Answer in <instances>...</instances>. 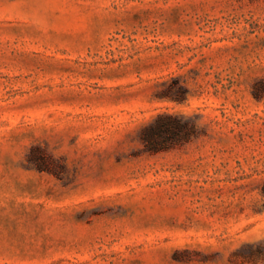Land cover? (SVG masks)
<instances>
[{
    "label": "rangeland",
    "instance_id": "obj_1",
    "mask_svg": "<svg viewBox=\"0 0 264 264\" xmlns=\"http://www.w3.org/2000/svg\"><path fill=\"white\" fill-rule=\"evenodd\" d=\"M262 79L264 0H0V264H264Z\"/></svg>",
    "mask_w": 264,
    "mask_h": 264
},
{
    "label": "trees",
    "instance_id": "obj_2",
    "mask_svg": "<svg viewBox=\"0 0 264 264\" xmlns=\"http://www.w3.org/2000/svg\"><path fill=\"white\" fill-rule=\"evenodd\" d=\"M179 93L180 97L184 99L185 90H181ZM254 95L256 98L264 96V79L255 84ZM197 134L198 127L194 122L177 115L163 113L142 130L140 138L146 151L157 153L183 145ZM40 156L41 158L35 156L30 161L35 163L39 169H44L46 154L41 152Z\"/></svg>",
    "mask_w": 264,
    "mask_h": 264
}]
</instances>
